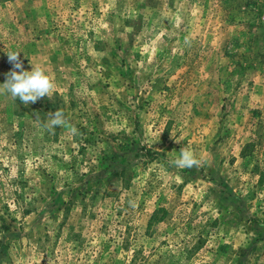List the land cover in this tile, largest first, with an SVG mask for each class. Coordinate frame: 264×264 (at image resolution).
Wrapping results in <instances>:
<instances>
[{
  "label": "rangeland",
  "instance_id": "374dc122",
  "mask_svg": "<svg viewBox=\"0 0 264 264\" xmlns=\"http://www.w3.org/2000/svg\"><path fill=\"white\" fill-rule=\"evenodd\" d=\"M16 51L55 91L0 95V264H264V0H0Z\"/></svg>",
  "mask_w": 264,
  "mask_h": 264
},
{
  "label": "clouds",
  "instance_id": "9594fccd",
  "mask_svg": "<svg viewBox=\"0 0 264 264\" xmlns=\"http://www.w3.org/2000/svg\"><path fill=\"white\" fill-rule=\"evenodd\" d=\"M19 53V51L7 53L8 60L13 67L6 74L5 81L0 84V95H9L15 101L18 97L25 105L35 103L45 96L50 99L55 91L54 81L46 74L42 66L32 65L30 71L25 70ZM66 125L72 135L78 133L74 125H69L63 110L58 109L49 113V119L44 124V128L54 133L55 128ZM173 163L179 168H193L202 165V161L188 148H181L179 157Z\"/></svg>",
  "mask_w": 264,
  "mask_h": 264
},
{
  "label": "trees",
  "instance_id": "16d2710c",
  "mask_svg": "<svg viewBox=\"0 0 264 264\" xmlns=\"http://www.w3.org/2000/svg\"><path fill=\"white\" fill-rule=\"evenodd\" d=\"M250 145H251L250 143H247L245 145L243 151H248ZM257 175H258V178H257V190H258V193H259V192H261L260 190L262 189V186L264 185V176H263L262 173H258ZM1 227L2 228H5L6 227L5 224H3V222L0 224V228Z\"/></svg>",
  "mask_w": 264,
  "mask_h": 264
}]
</instances>
